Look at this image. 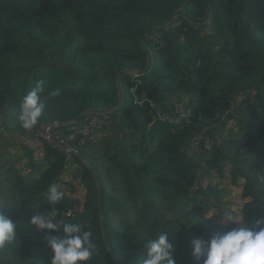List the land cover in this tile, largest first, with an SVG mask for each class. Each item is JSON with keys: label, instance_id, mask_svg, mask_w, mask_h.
<instances>
[{"label": "trees", "instance_id": "obj_1", "mask_svg": "<svg viewBox=\"0 0 264 264\" xmlns=\"http://www.w3.org/2000/svg\"><path fill=\"white\" fill-rule=\"evenodd\" d=\"M36 81L46 109L32 129H88L71 142L84 200L69 193L62 150L24 140L19 105ZM178 99L189 123L162 119ZM226 113L234 127L199 174L184 149ZM224 182L243 187L252 227L264 204V0H0V199L21 227L3 264H49L48 230L28 220L52 209L53 183L59 215L92 232L87 264H142L160 231L176 264H194L193 239L239 226L220 223Z\"/></svg>", "mask_w": 264, "mask_h": 264}, {"label": "clouds", "instance_id": "obj_2", "mask_svg": "<svg viewBox=\"0 0 264 264\" xmlns=\"http://www.w3.org/2000/svg\"><path fill=\"white\" fill-rule=\"evenodd\" d=\"M43 90V81H36L20 101L18 120L26 130L36 126L45 112L46 103L41 98ZM59 95V89L49 92L51 97ZM46 197L52 209L47 213L34 212L28 224L29 229L48 230L49 264H87L98 251L92 232L84 230V225L59 215L55 205L63 199L64 192L57 184L49 185ZM259 205L262 207L258 216L252 218V227L248 226L244 212L233 209L220 218V223L225 226L238 224V227L216 231L208 239H193L191 256L194 264H264V204ZM14 206L8 200L0 199V264H3L4 254L11 249L21 229L19 220L3 211ZM144 247L142 264H176L173 257L176 249L166 233L160 231L155 238L147 240Z\"/></svg>", "mask_w": 264, "mask_h": 264}, {"label": "built area", "instance_id": "obj_3", "mask_svg": "<svg viewBox=\"0 0 264 264\" xmlns=\"http://www.w3.org/2000/svg\"><path fill=\"white\" fill-rule=\"evenodd\" d=\"M192 113H193V110L191 106L187 103V100L178 99L173 103L172 110L169 111L168 114H163L161 116L164 121H168L173 124H183V123H189L191 121ZM229 114L226 113L220 116V120H226V117ZM227 121H229V119ZM57 126H58V122H54L51 124L44 125L43 127L39 129H30L28 130L26 138L24 140L27 144L35 145L41 139H43L51 143L54 147L60 148L67 157L66 167L69 170V175H67V178L76 179L75 184H76V190L78 193V197L75 195L74 197L80 200H84L86 197L85 196L86 186L83 182L84 172L82 171L81 167L78 165V162L76 161L74 157V155L77 153L72 147L71 142L76 140L78 135L85 133V131L88 132V129L85 128L84 130H81V131H74L68 137H66V139H62L60 138V133L56 130ZM230 126H229L230 128H228L227 130L228 132L232 127H234L232 125ZM214 143H215V140L205 137L204 132H203L199 135L194 136L187 143L184 149V154L189 159H191L194 163H196L195 161L197 160L199 155L210 154V151H212L214 147L213 146ZM226 185H228V187L234 190L235 188L236 189L238 188V186H233V185L229 186V184L227 183Z\"/></svg>", "mask_w": 264, "mask_h": 264}, {"label": "rangeland", "instance_id": "obj_4", "mask_svg": "<svg viewBox=\"0 0 264 264\" xmlns=\"http://www.w3.org/2000/svg\"><path fill=\"white\" fill-rule=\"evenodd\" d=\"M230 120L232 126L234 124V120H233V114L230 113L227 117L226 120H217L212 126H210L209 128H207V130L204 131V136L207 138H211L213 140H215L213 137H216L217 139L215 141H219L223 136L221 135V131L222 133H224L225 135L227 134L228 131H225V125H223L224 123H227V120ZM231 127V126H230ZM228 127V128H230ZM227 128V130H228ZM3 148V146L1 147ZM13 150L14 155H17L16 152H20V148L18 146H16L14 144L13 146ZM207 154H202L199 155L196 162V166H197V170L199 172V174H203L204 173V163H205V157L204 159H202L203 156H206ZM15 158H20V156H17ZM23 163V162H22ZM205 177H211L209 175L205 176ZM67 180H72L73 182H76V179L74 178H70ZM208 180V178L206 179ZM78 189V188H77ZM243 187H238L237 189H231L230 187L226 186V188H224V196H225V208H224V215H226L227 213L233 211V209H236L237 211L242 212L243 206H244V199H243ZM71 195H75L78 197V193L77 190L75 189L69 192Z\"/></svg>", "mask_w": 264, "mask_h": 264}, {"label": "crops", "instance_id": "obj_5", "mask_svg": "<svg viewBox=\"0 0 264 264\" xmlns=\"http://www.w3.org/2000/svg\"><path fill=\"white\" fill-rule=\"evenodd\" d=\"M227 123H228V124H227ZM227 123H224V124H223V125H225V128H224L225 131H227V128H228L230 125H232L231 122H230V120L227 121ZM221 135L223 136V135H225V134L222 133V131H221ZM213 138H214L215 140L217 139L216 137H213ZM204 157H206V156H203L202 159H204ZM223 185H226V183L224 182ZM230 186H231V185H230ZM235 189H236V188H235Z\"/></svg>", "mask_w": 264, "mask_h": 264}, {"label": "water", "instance_id": "obj_6", "mask_svg": "<svg viewBox=\"0 0 264 264\" xmlns=\"http://www.w3.org/2000/svg\"><path fill=\"white\" fill-rule=\"evenodd\" d=\"M168 215V213H166Z\"/></svg>", "mask_w": 264, "mask_h": 264}]
</instances>
